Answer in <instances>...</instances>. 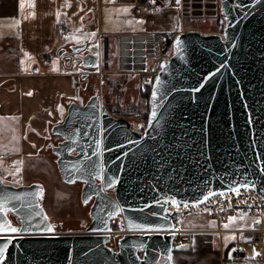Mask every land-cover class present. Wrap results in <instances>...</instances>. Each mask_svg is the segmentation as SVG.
Wrapping results in <instances>:
<instances>
[{
  "label": "water",
  "instance_id": "1",
  "mask_svg": "<svg viewBox=\"0 0 264 264\" xmlns=\"http://www.w3.org/2000/svg\"><path fill=\"white\" fill-rule=\"evenodd\" d=\"M220 11L222 34L191 28L174 35L142 128L110 113L98 92L70 100L52 124L62 137L51 149L61 179L82 181V200L93 199L83 232L54 230L42 182L0 177V222L21 229L0 233L15 237L3 264H173L167 201L202 202L243 186L264 198V0H220ZM83 65L96 67L97 55L84 53ZM112 223L124 230L117 249L109 245Z\"/></svg>",
  "mask_w": 264,
  "mask_h": 264
},
{
  "label": "crops",
  "instance_id": "2",
  "mask_svg": "<svg viewBox=\"0 0 264 264\" xmlns=\"http://www.w3.org/2000/svg\"><path fill=\"white\" fill-rule=\"evenodd\" d=\"M137 4L138 0H0V81L14 80L10 90L0 87V113L30 121L26 140L20 142L33 156L45 154L43 145L50 135L51 122L58 121L65 114L68 102L75 99L68 81L83 69L77 67L78 62L71 68L70 51L59 50L79 44H84V50L86 43L78 39L82 35L96 32L109 39L114 31L117 35L137 32L118 31L115 22H110L114 16L140 13ZM66 28L71 29L66 35L77 36L61 44L66 35L60 37L59 33ZM64 53L70 57L66 59ZM66 99L69 100L65 105ZM219 225L183 227L209 229ZM206 237L207 241L212 238ZM191 239V251L176 248L172 252L173 264H197V261L198 264H219L220 251L212 241L211 246L200 249L194 237Z\"/></svg>",
  "mask_w": 264,
  "mask_h": 264
},
{
  "label": "rangeland",
  "instance_id": "3",
  "mask_svg": "<svg viewBox=\"0 0 264 264\" xmlns=\"http://www.w3.org/2000/svg\"><path fill=\"white\" fill-rule=\"evenodd\" d=\"M184 1L180 0L178 4L177 0H169L165 4L163 0H158L157 9L154 11L129 13V16H114L111 17L110 22H115L114 26L118 31H156L157 29L169 28L174 33H177L181 30L196 28L203 32H216L220 28H223L222 22L217 15L220 12V0H188L186 3H183ZM208 4L213 5H210V7ZM190 8L194 10L193 14H196L195 10H201L205 16L195 18L192 15L185 14V10H189ZM211 8L214 13H209ZM140 21H143V23H140ZM103 28L105 27L103 26ZM118 35L114 31L110 34L109 39L96 32L91 35L80 36L78 38L79 41L86 43L85 49L73 54L71 52L69 53L73 57L71 68L78 62L77 67L83 69L78 71L76 77L71 78L68 83L74 90V100L77 102L82 103L92 93L98 92L101 95L102 102L105 103L107 101L110 104V110L116 111L117 109H124L125 113L118 116L131 118L135 115L130 113V111L146 108L147 100L145 89L147 83H152V81L145 82L137 72H128L120 68L117 56ZM75 36L77 35H66L60 43L69 42ZM92 37L97 39L93 41ZM105 39L107 42L104 44ZM86 51L97 55L98 65L96 67L84 68L83 55ZM85 71L88 74L82 78L81 73ZM67 100L69 99L65 100V105ZM6 121V119H0V177L3 181L12 185L28 184L33 181L42 182L46 191L43 206L48 216L50 215L60 222L58 226L59 231L57 232H83L84 230H78L82 226L80 220L89 217L88 207L84 205L80 197V184L75 183L70 185L61 179L55 161L56 154L50 148L43 149L45 152L43 155H35L32 158L22 159L19 155L21 129L18 126V122L15 125L9 126ZM58 121L51 122V125ZM24 160H27V165ZM204 213L207 212L203 211L187 215L182 226L199 227L206 225L217 226L220 224L219 226L224 227L225 224L236 226L246 221V219L241 217L228 216L222 222H218L208 214L203 216L202 214ZM206 235L216 237L212 233ZM206 235L191 234L190 238L194 237L195 245L198 244V248L201 249L203 246L207 247V245H212L211 241L213 238L207 241ZM226 237L229 238L230 236L224 235L222 239L227 241L228 239ZM191 243L192 239H190V243L175 242L174 248H181L180 245L183 244L188 249ZM213 245L219 249L216 243Z\"/></svg>",
  "mask_w": 264,
  "mask_h": 264
},
{
  "label": "built area",
  "instance_id": "4",
  "mask_svg": "<svg viewBox=\"0 0 264 264\" xmlns=\"http://www.w3.org/2000/svg\"><path fill=\"white\" fill-rule=\"evenodd\" d=\"M185 0L183 3H186ZM213 4H208V6ZM158 0H147L138 2L137 10L154 11L157 9ZM211 7V6H210ZM188 9V8H185ZM185 10V14L193 17H204L201 10ZM206 12V11H205ZM198 13V14H197ZM209 13H214L213 9ZM217 13V12H216ZM212 15V14H210ZM225 26L223 13H217ZM223 28L216 33L222 34ZM71 32L70 28L60 31L59 36ZM174 31L156 30V31H137L122 32L118 35V64L122 70L137 72L141 79L148 82L161 68V61L168 58L172 53V40ZM150 43V45H149ZM135 49H143L144 53H135ZM151 49L152 56H147V50ZM237 189V188H235ZM239 195L233 190H225L214 193L202 202H184L180 200H169L166 202L165 213L172 218L173 228L169 231L173 233L174 243H190V235L194 233H212V242L219 246L220 264H264V198L252 187H239ZM114 195L113 193H111ZM187 204L188 207H184ZM207 212L218 222H222L228 216L244 218L245 222L228 228L218 226L215 228H185L182 221L189 214L198 212ZM258 221V223L256 222ZM124 230L111 228L110 246L117 249V236ZM224 235L235 237V239L222 238ZM229 237V238H230Z\"/></svg>",
  "mask_w": 264,
  "mask_h": 264
},
{
  "label": "flooded vegetation",
  "instance_id": "5",
  "mask_svg": "<svg viewBox=\"0 0 264 264\" xmlns=\"http://www.w3.org/2000/svg\"><path fill=\"white\" fill-rule=\"evenodd\" d=\"M139 2V1H138ZM140 2H144V1H140ZM118 39V38H117ZM118 43V42H117ZM83 48H81V49H78V50H74L73 49V47H71L70 46V48H68V49H65L64 47L61 49V50H59V52H62V50H64L65 52H73V53H75V52H77V51H80V50H82ZM86 52H88V51H86ZM64 56H65V58L67 59V58H69V55L68 54H66V53H64L63 54ZM13 82H14V80L12 79V78H6V79H4L3 81H0V87H3V88H6V89H8V90H10V88H11V86H13L14 84H13ZM104 104H106V103H104ZM108 104V107H107V109H108V111L111 113V110L109 109V107H110V104L109 103H107ZM113 114V113H112ZM65 116V115H64ZM6 119L7 121V124L9 125V126H12V125H15L16 124V122H18V126L20 127V129H21V132H20V141L21 140H26V129H28V127H29V123H30V121L28 120H25V119H22L20 116L18 117V119L16 118V119H13V116H12V114H9V113H7V112H3V113H0V119ZM64 118V117H63ZM63 118L62 119H60L58 122H60V121H62L63 120ZM130 122H131V124H132V126L134 127V128H142V126H143V121L141 120V119H139V115H138V113L137 114H135V116H132L131 118H129L128 119ZM4 126H7V125H4ZM52 126V125H51ZM50 135H49V137L46 139V142L44 143V149L45 148H50V149H52V145L53 144H56L59 140H61L62 139V137L60 136V135H58V134H53V133H51V127H50ZM19 155H20V157L22 158V159H24V158H32L33 157V154H32V152L31 151H28L27 149L25 150V148H24V144L23 143H21L20 142V148H19ZM25 161V164H26V161L27 160H24ZM24 164V163H23ZM27 165V164H26ZM75 183H78V184H80V187H82V181H77V182H75ZM75 183H73V184H75ZM70 185H72V184H70ZM45 187V186H44ZM80 190H81V188H80ZM46 192V191H45ZM44 192V194H43V197H42V203H43V201H44V198H45V193ZM80 194H81V191H80ZM81 197V196H80ZM81 200H82V198H81ZM92 201H93V199H90V200H88V201H83L82 200V202L84 203V205L86 206V207H88V217L89 218H84L83 220H80V224L82 225L81 227H79V229L78 230H85V227L87 226V224L90 222V220H91V217H90V215H89V208H90V205H91V203H92ZM45 208V207H44ZM46 211V210H45ZM8 212V211H7ZM9 216H10V218H11V220L14 222V223H16V224H19V219L15 216V215H13V214H11V213H9ZM48 216V215H47ZM48 218L51 220V222H53V226H54V230L55 231H59L58 230V226H59V221L57 220V219H55V218H53V217H51L50 215L48 216Z\"/></svg>",
  "mask_w": 264,
  "mask_h": 264
},
{
  "label": "snow or ice",
  "instance_id": "6",
  "mask_svg": "<svg viewBox=\"0 0 264 264\" xmlns=\"http://www.w3.org/2000/svg\"><path fill=\"white\" fill-rule=\"evenodd\" d=\"M153 2H154V0H153ZM179 2H180V0H177V3H178V4H179ZM125 11H127V9H125ZM140 23H143V21H140ZM93 35H95V34H93ZM176 43H177V46H179V45L181 44V41L177 40ZM196 91H199V89H196ZM29 94H31V93H29ZM152 116L155 118V116H156V112H155V111H153ZM13 119H16V118L13 117ZM246 187H247V186H246ZM233 190L237 193V195H239V189H238V188H237V189H233ZM207 198H208L207 196L204 197L205 200H206ZM0 207H2V205H0ZM184 207H188V205L185 204ZM233 219H234V218H233ZM256 222L258 223V221H256ZM138 227L143 228L144 226H143V225H140V226H138ZM224 227H225V228H228L229 225H228V224H225ZM48 230L51 231L50 228H49ZM20 231H21V229L16 228V227H13V226L11 225V223L8 222V221H6V220L0 222V233H7V232L18 233V232H20ZM25 231H26V229H25ZM0 238H2V239H4V240L7 241V242L4 243V244H0V264H3L4 258H5V254H6V252H7L8 247H9V243H10L15 237H12V236H3V237H0ZM226 239H235V237H234V236H233V237H230V238H227V237H226ZM180 247H181V248H185V247H187V246L182 244V245H180ZM168 259L170 260L171 257L169 256Z\"/></svg>",
  "mask_w": 264,
  "mask_h": 264
},
{
  "label": "trees",
  "instance_id": "7",
  "mask_svg": "<svg viewBox=\"0 0 264 264\" xmlns=\"http://www.w3.org/2000/svg\"><path fill=\"white\" fill-rule=\"evenodd\" d=\"M139 2L140 1H147V0H138ZM176 33H174L175 35ZM173 35V37H174ZM107 42V40L105 39L104 41V44ZM82 75V74H81ZM152 81V80H151ZM150 89H151V82L150 83H147L146 85V100H147V106L146 108L142 109V110H139V109H136V110H132L130 111V113H132L133 115L137 114L139 115V119H141L143 121V123L145 124V122L147 121V117H148V110H149V93H150ZM106 106L108 107V102L106 101L105 102ZM127 111V110H126ZM129 112V111H128ZM111 113H113L115 116H118V115H123V113H125V110L124 109H117L116 111H113L111 110ZM127 119H129L127 116H126ZM112 228H118L117 224L116 223H112ZM180 249L181 251H187V250H190V248H178ZM177 249V250H178ZM176 249L174 248L173 251H175Z\"/></svg>",
  "mask_w": 264,
  "mask_h": 264
}]
</instances>
